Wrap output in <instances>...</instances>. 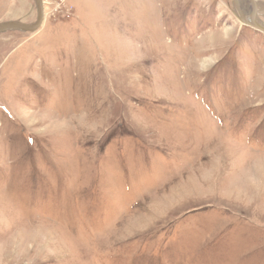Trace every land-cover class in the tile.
I'll list each match as a JSON object with an SVG mask.
<instances>
[{"label": "rangeland", "instance_id": "rangeland-1", "mask_svg": "<svg viewBox=\"0 0 264 264\" xmlns=\"http://www.w3.org/2000/svg\"><path fill=\"white\" fill-rule=\"evenodd\" d=\"M43 1L0 34V264H264V34L234 0Z\"/></svg>", "mask_w": 264, "mask_h": 264}, {"label": "water", "instance_id": "water-1", "mask_svg": "<svg viewBox=\"0 0 264 264\" xmlns=\"http://www.w3.org/2000/svg\"><path fill=\"white\" fill-rule=\"evenodd\" d=\"M38 5V21L35 25H24V24H17V23H10V24H3L0 25V34L10 31V30H20V31H26V32H35L39 28H41L43 22H44V1L43 0H36ZM252 6V12L250 15H245L241 5L240 0H234V6L237 10V13L240 17V19L243 20V24L257 32H260L264 34V26L260 25L257 20V4L255 0H249Z\"/></svg>", "mask_w": 264, "mask_h": 264}, {"label": "bare ground", "instance_id": "bare-ground-1", "mask_svg": "<svg viewBox=\"0 0 264 264\" xmlns=\"http://www.w3.org/2000/svg\"><path fill=\"white\" fill-rule=\"evenodd\" d=\"M242 20V19H241ZM243 21V20H242Z\"/></svg>", "mask_w": 264, "mask_h": 264}, {"label": "trees", "instance_id": "trees-1", "mask_svg": "<svg viewBox=\"0 0 264 264\" xmlns=\"http://www.w3.org/2000/svg\"><path fill=\"white\" fill-rule=\"evenodd\" d=\"M254 230V229H253Z\"/></svg>", "mask_w": 264, "mask_h": 264}]
</instances>
